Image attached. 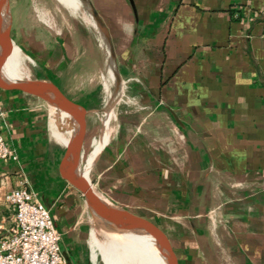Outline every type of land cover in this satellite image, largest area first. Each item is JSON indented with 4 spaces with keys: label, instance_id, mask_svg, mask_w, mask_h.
I'll return each mask as SVG.
<instances>
[{
    "label": "crops",
    "instance_id": "0c3cea01",
    "mask_svg": "<svg viewBox=\"0 0 264 264\" xmlns=\"http://www.w3.org/2000/svg\"><path fill=\"white\" fill-rule=\"evenodd\" d=\"M85 1L109 37L117 94L89 170L93 191L159 227L177 264H264V0ZM23 29L9 35L25 53ZM71 34L30 53L67 74L81 50ZM1 74L28 84L7 61ZM57 76L45 79L86 110L92 148L96 90L67 95ZM44 105L0 89V133L17 154L0 160V236L12 225L3 196L25 186L48 209L67 264H108L90 249L91 212L62 175L65 144L49 133Z\"/></svg>",
    "mask_w": 264,
    "mask_h": 264
},
{
    "label": "rangeland",
    "instance_id": "374dc122",
    "mask_svg": "<svg viewBox=\"0 0 264 264\" xmlns=\"http://www.w3.org/2000/svg\"><path fill=\"white\" fill-rule=\"evenodd\" d=\"M8 5L12 33L25 27L26 29H23L25 31L24 36L26 35L27 37L24 40L26 39L25 42L29 44L30 50L37 49L33 51L34 53L35 51L39 54L44 52V50L53 46L54 38L63 36L66 38L65 34L68 32L78 35L81 50L77 54L74 53V56L76 55L77 58L73 59L72 66L76 67L72 68L71 71L68 68L67 74H65L64 69L58 72L55 68L46 67L43 65V61L38 63L31 55L30 50L25 51V53L21 51L22 58L20 64L23 69V75L27 79L46 80L45 78H48V75L54 76V72L57 73L58 76L56 78H58L59 85L67 95H72L71 90H69L70 87L73 89L76 87L95 89L100 110L89 114V117L92 119L96 129L101 130L103 112L111 110L114 106V100L117 98V94L113 89L114 77L110 74L111 70L114 72L115 70L112 56L108 52V44L91 15L90 6L85 0H79L78 9L69 12L64 6L58 5L54 0H8ZM1 20L2 22L7 21L6 8H3L1 11ZM73 35L72 39L75 41ZM32 39L35 42L31 41ZM47 57L48 55L45 56L46 59ZM49 72H51V75ZM44 107L46 108L45 111L48 112L49 106L47 103H45ZM88 141L89 139L85 137L83 157L79 171L86 172V176L91 182L89 170L97 154L92 159L90 154L98 140L93 144L92 148L88 146ZM88 215V217L85 215L84 219L89 231L87 239L90 243L89 237H91V242L94 246V248L91 246L90 249H92V252L93 250L94 252L99 251L101 256H103V250L101 251L100 249L102 248H99L93 240L92 232L99 241L105 242L109 234L108 232L114 229H109L101 224V221L95 215L91 213Z\"/></svg>",
    "mask_w": 264,
    "mask_h": 264
},
{
    "label": "water",
    "instance_id": "95a60500",
    "mask_svg": "<svg viewBox=\"0 0 264 264\" xmlns=\"http://www.w3.org/2000/svg\"><path fill=\"white\" fill-rule=\"evenodd\" d=\"M3 8H6V22H2L1 20ZM90 11L96 25L108 43L109 52L112 53L111 43L104 24L93 8H90ZM10 23L8 0H0V89L33 96L47 104L58 105L72 113L76 119L77 129L73 137L65 144V150L60 163L65 180L81 193L90 212L96 215L99 220H104L117 229H139L147 233L155 240L165 264H177L171 245L159 227L141 216L105 201L93 191L90 182L79 175L86 137V110L80 104L66 97L50 81L28 79V84H19L16 80H10L2 76L1 66L12 47L9 35Z\"/></svg>",
    "mask_w": 264,
    "mask_h": 264
},
{
    "label": "built area",
    "instance_id": "2783aa9c",
    "mask_svg": "<svg viewBox=\"0 0 264 264\" xmlns=\"http://www.w3.org/2000/svg\"><path fill=\"white\" fill-rule=\"evenodd\" d=\"M7 159L15 161L17 154L0 133V160ZM3 200L12 225L0 236V264H67L48 209L25 186L9 190Z\"/></svg>",
    "mask_w": 264,
    "mask_h": 264
},
{
    "label": "bare ground",
    "instance_id": "6f19581e",
    "mask_svg": "<svg viewBox=\"0 0 264 264\" xmlns=\"http://www.w3.org/2000/svg\"><path fill=\"white\" fill-rule=\"evenodd\" d=\"M54 1L58 5L64 6L69 12H73L79 7L78 0ZM11 50H14L16 54L9 53L5 61L23 70L20 64L22 58L20 49L12 45ZM48 105L50 110V133L51 135L53 134L52 136L54 139L62 144H66L72 137V129L76 119L72 113L64 110L60 106ZM113 117L114 113L112 110H107L103 113L100 138L90 154L91 159L99 152L106 142L110 132V121ZM79 175L89 182L86 172L83 173L79 171ZM96 218L98 217L96 216ZM100 221L101 224L109 229H114L108 232L109 234L105 242L99 241L92 232V238L102 247L103 257L108 264H154V259L156 264H165L164 258L157 248L155 240L147 233L139 229H117L104 220L100 219Z\"/></svg>",
    "mask_w": 264,
    "mask_h": 264
}]
</instances>
